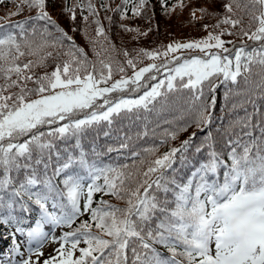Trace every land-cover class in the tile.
Wrapping results in <instances>:
<instances>
[{
  "label": "snow or ice",
  "instance_id": "6c2138e0",
  "mask_svg": "<svg viewBox=\"0 0 264 264\" xmlns=\"http://www.w3.org/2000/svg\"><path fill=\"white\" fill-rule=\"evenodd\" d=\"M5 2L7 0H0V3ZM123 3L126 5L128 0H123ZM250 3L256 27L254 31L242 28L240 38L260 42L259 48L247 52L245 47H240L235 49L234 58L231 57L227 54L231 50L225 47L226 42L221 36L233 33L226 31L219 35L210 33L205 40L170 45L167 52L181 49L206 52L215 48L225 54L207 52V58L185 59L171 69L175 75L170 74L166 81L160 80L151 85L138 98H122L113 102L106 94L123 90L129 85H134L129 89L132 92L146 87L142 83L145 74L153 69L159 71V66L152 64L140 68L130 78L122 77L110 87H98L112 78L111 58L99 59V69L92 64L89 71V62L83 50L70 43L68 50L62 53L71 58L69 61L58 64L51 73L36 76L34 69L46 67L45 61L53 56V52L47 49H63L64 41L71 42L72 38L52 21L45 10V0H18L16 11L10 15H20L26 6L30 11L36 10V15L30 19L43 21L44 27L41 29L33 25L29 31L25 26L26 21L17 22L11 27L18 29V33H0V80H3L0 83V224L15 222L16 233H23L19 227L23 220L14 213H30L32 206H35L40 218L27 236L29 242L35 240L42 243L45 236L41 231L42 224L71 227L77 217L90 213L91 223L85 221L61 238L65 243L70 242L71 247L65 249L62 245L57 250L60 254L58 264H264V127L253 125L251 117L237 122L242 131L235 139L229 140L226 159L216 150L211 134L201 145H197L196 154L205 147L209 149L208 159L195 166L184 181L177 179L178 170L173 165L178 153L180 164L183 166L187 163L185 154L195 133L184 140L180 147L171 148L148 161L146 168L137 167L135 163L136 158L140 157L139 152L132 153V165L101 166L97 161L89 162L80 145L81 137L88 128L102 122L111 126L113 117H119L122 112H135L137 116L140 110L150 112L152 108L149 106L154 107L153 102L158 97L178 88L191 91L192 105L199 102L193 121L197 128L202 130L201 126L210 124V108L215 103V96L211 105L205 104V88L214 93L219 83L231 81L235 84L237 77L250 73L254 64L264 68V0H250ZM146 4L147 0H139V5L133 7V14L140 15L137 8ZM77 6L82 10L85 7L79 3ZM225 7L228 13H232L231 4ZM86 8L89 16L97 15L91 0ZM89 16L83 17L85 22ZM72 19H75V15ZM93 23L97 25L96 36L107 40L99 21L93 20ZM240 23V20L225 17L215 27L221 24L236 27ZM49 26L60 33L55 39H48L53 35ZM37 35L39 42L35 39ZM96 43L98 41H93V44ZM101 50L106 51L103 46ZM26 55L39 58L20 62ZM96 55L99 57L100 53ZM124 55L128 56V53ZM143 55L155 59L159 53L145 52ZM127 64L135 68L134 60L128 59ZM118 71L122 73L124 68L119 67ZM220 76L223 80L216 83ZM177 77L181 81L179 86L174 84ZM184 77H187L186 82ZM149 79L156 80V76L152 75ZM29 82L35 87H28ZM165 84L167 91L162 92ZM13 88L19 90L12 92ZM6 92L7 95L4 94ZM33 96L38 98L33 99ZM101 99L103 103H97ZM80 113H84V118L74 119ZM178 119L183 120L184 117ZM64 120H68V123L59 124ZM45 126L49 130L41 131ZM189 126L178 124L174 130L166 129L161 134L160 144H166L169 139L175 140ZM255 129L260 130L259 136H254ZM104 135L108 136L109 132L105 131ZM143 135L147 136L148 132L145 131ZM72 137L76 138L75 147L80 149V154L77 157L68 153L64 159L57 150L56 141ZM22 138H25L23 142ZM128 146L125 142L120 148ZM157 150V147L143 149L153 156ZM108 151L118 149L109 147ZM53 156L55 167L52 166ZM144 163L145 160L141 158L139 164ZM74 165H78L86 176L70 173ZM169 170L171 176L167 175ZM62 174H65L64 178L57 184L56 179ZM101 179L103 184L97 183ZM86 180L91 182L86 185L85 195ZM98 192L124 202L126 207L120 208L103 200L97 207H91L93 194ZM81 197H84L82 208ZM93 226L95 232L92 231ZM12 243L13 253L18 254L15 236ZM81 243L86 247L77 249ZM213 244L214 251L211 247ZM157 246L166 249L168 255L165 256ZM76 250L79 256H74ZM54 260L55 257L44 264H53ZM21 264L31 262L25 259Z\"/></svg>",
  "mask_w": 264,
  "mask_h": 264
},
{
  "label": "trees",
  "instance_id": "16d2710c",
  "mask_svg": "<svg viewBox=\"0 0 264 264\" xmlns=\"http://www.w3.org/2000/svg\"><path fill=\"white\" fill-rule=\"evenodd\" d=\"M88 2L89 0H45V10L52 18V21L64 33L70 36L72 40L71 42L65 40L63 49L59 47L55 50L51 48L47 49V51L53 52V56L45 61L46 67L34 69L36 76L43 75L46 72L51 73L58 64L63 65V63L69 61L71 58L62 53L68 50L70 43H74L86 55L89 62V71L92 70V64H95L97 69H99V59L111 58L109 62L112 63L113 74L107 83L111 81L115 83L122 77L125 79L130 78L134 75L135 71L152 64L159 66V71L153 69L152 72L145 74L142 83L146 87H141L138 91L132 92V94H137L140 90H145L164 78L166 72L169 73L172 66L178 60L177 58L189 55L188 53H183L176 59L173 58L174 56H171L172 59L166 60L163 51L168 49L172 40L196 39L210 33L219 35L222 31H226L233 34H225L221 36V39L226 43L231 41L230 49L234 51L242 44L244 39H248L247 37L240 38L241 29L254 31L256 27V22L252 20L250 12L253 7L250 0H236L235 3H233V0H147V4L144 7L137 8L140 15L133 14V7L139 5V0H128L126 5L123 3V0H91L97 13L95 17L89 16L86 8ZM16 3H18V0H7L5 3H0V23L10 20L7 25L4 24L0 28V33L5 31L18 33V29L11 27V25L17 22L26 21L25 26L29 31H31L33 25L41 29L44 27L43 21L37 22L30 19V17L36 15V10L30 11L26 6L23 7L20 15H10L16 11ZM78 3L85 6L83 10L77 6ZM229 4L233 8L232 13H228L226 10L225 6ZM237 4H239V7H237ZM258 7L256 6V8ZM66 9L72 11H67ZM62 10L63 12L61 13ZM73 15H75L74 20L72 19ZM122 15L124 16L123 19H121ZM85 16H89L87 22L83 19ZM225 17L240 20L241 23L236 27L224 24H221L218 28L215 27ZM93 20L99 21L100 26L104 29L107 40L104 37L96 36L95 30L97 25L93 23ZM129 29H132V31H129ZM49 31L53 34L51 37H48L49 40L55 39L60 35L51 26H49ZM35 39L39 42L40 37L37 35ZM93 41H98V43L93 44ZM249 43L253 44V46L250 45L252 48H259L260 46V42L257 41H249ZM101 46L106 51H102ZM227 48H229V43H227ZM97 52L100 53L99 57L96 55ZM125 52L128 53V56L124 55ZM145 52L159 53V55L155 59H149L143 55ZM56 53L61 54L56 55ZM195 54L198 55L199 53ZM38 58V56L26 55L21 58L20 62H27L28 60L36 61ZM128 59L135 61V68L127 64ZM165 64L168 66L163 67ZM119 67H123L124 72H119ZM251 69L250 73H242L238 76L235 84L231 81H228L226 84L219 83L220 80H223V78L219 77L215 81L219 83V87L215 89L214 93L207 87L205 88L203 98L205 104H212L213 95L215 96V103L210 108L212 114L211 123L207 126H201L202 130L201 128H197L193 122L199 102L196 105H192L191 91L189 89L178 88L176 91L167 93L166 96L158 97L157 101L153 102L154 107L153 105L149 106L152 108L150 112L140 110L139 116L135 112L131 114L122 112L119 117H113V124L111 126L107 122H102L98 126L88 128L80 140V145L86 153V158L89 162L97 161L101 166L106 164L132 165L134 163L132 153L139 152L140 157L136 158L135 163L137 167L146 168L148 161L154 160L171 148L180 147L184 140H187L195 133L190 149L185 154L187 157L185 165L182 166L180 164L179 153L177 154L176 163L173 165L178 170L177 179L183 181L190 173L191 168L198 166L201 161L208 159L207 153L209 149L207 147L199 154L195 153V147L201 145L209 134H211L216 150L226 159V154L229 151V140L235 139L236 135L242 131L237 123L238 121L251 117L253 125L260 124L261 127H264V68L259 64H254L251 66ZM105 74H107V70H105ZM80 75L83 76V72ZM152 75L156 76V80L149 79ZM13 79H15V76H13ZM186 81L187 77H184V82ZM0 83H3V80H0ZM180 83V78L177 77L174 84L179 86ZM28 87H35V85L29 82ZM127 87L131 88L134 85ZM18 90L17 88L11 89L12 92ZM161 91H167L166 84ZM4 94L7 95L8 93ZM32 98L36 99L38 97L33 96ZM117 99L118 96L113 101ZM97 103H103V101L98 100ZM190 108L192 109L191 111H189ZM101 110L103 109H97V111ZM180 116H183L184 119H178ZM83 117L84 113H80L74 119H81ZM165 121H173V123H166ZM64 123H68V120L59 122L61 125ZM178 124H188L190 126L187 128V131L180 132L175 140L169 139L166 144L161 145V134L166 129L174 130ZM40 130L47 132L49 129L45 126ZM153 130L155 131L153 132ZM247 130L244 129L243 131ZM105 131L109 132L108 136L104 135ZM145 131L148 132L147 136L143 135ZM253 134L254 136H259L260 130L255 129ZM127 137H131V139L126 140ZM23 139L25 138H22L21 142H23ZM245 139L248 138L245 137ZM125 142L128 143V148H120V145ZM75 145V137L56 141L57 150L61 152V156L64 159L67 158L68 153L77 157L79 156L80 149L76 148ZM109 147L118 149V151L109 152ZM151 147H157L158 149L154 156L143 151V149ZM141 158L145 160L143 165L139 164ZM55 164V156H53L52 166L55 167ZM69 172L86 176V173L78 165H74ZM49 174H51V169ZM64 175L62 174L56 179L57 184H60ZM167 175H172L171 170H169ZM97 183L103 184V180L101 179ZM60 186L63 187L62 185ZM102 200L120 208L126 207L124 202L117 201L110 195H104L99 192L93 194L92 207H97ZM32 207L33 211L30 213H14V215L23 220V223L19 225H25L26 222L34 220L39 215V210L35 206ZM83 222H85L84 219L78 217L73 221L71 227H67V229L74 231ZM87 222L91 223L90 214ZM14 225L16 223L12 221L7 225L0 224V251L1 248L5 247V241L9 239V232L13 230ZM92 231H96L94 226ZM157 247L159 248V246ZM159 250L165 256L168 255L166 249L159 248Z\"/></svg>",
  "mask_w": 264,
  "mask_h": 264
},
{
  "label": "rangeland",
  "instance_id": "374dc122",
  "mask_svg": "<svg viewBox=\"0 0 264 264\" xmlns=\"http://www.w3.org/2000/svg\"><path fill=\"white\" fill-rule=\"evenodd\" d=\"M62 12H63V10L61 11V13ZM208 36H209V34L204 35L203 37L196 38V39L172 40L170 42V45L174 46L176 44H184V43H189V42L201 41V40L207 39ZM213 43H214V41H213ZM209 50L210 49H207L206 51L210 52ZM211 50H213V52H219L220 54L222 52V50H218V49H215V48H212ZM198 51H199V49H198ZM177 52L178 51H176V52H167V50H166L164 53H167L168 55L174 56V55L177 54ZM207 52H201L198 57L199 58H207V56H206ZM233 58H234V55H233ZM233 67H234V64H233ZM174 75H175V73H174ZM110 86L111 85H108L107 87H110ZM98 87H100V86L98 85ZM150 87H148L144 91L149 90ZM144 91L141 92L140 94H138L137 96H134V97H132V96L123 97V99H135V98H138L139 96L143 95ZM112 93L113 92L106 94V96H107V98L109 100L111 98H113ZM120 99H122V98H119L118 100H116L114 102H117ZM103 110H105V109H103ZM103 110H101V111H103ZM35 227H36V225L33 228H35ZM41 231L45 234L42 243H38L35 240H32L31 242H29V239H28V236H27V233L29 231L23 230V233L14 232L13 236H15V239L17 241L18 254L13 253V251H12L13 244H12V247L10 248V252H9L8 256L0 258V264L1 263H4V264H20L23 260L28 258L29 254H33L32 256L39 255L40 258L43 261L51 260L53 257H55L56 259L58 257H60V254H59V252L57 250L61 249L62 245H63V248H65V249H66V246H67V243H65L61 239L65 235L62 232V227L54 226L52 224H42L41 225ZM20 247L22 249V254L21 255H19V248ZM31 247H34V250H31ZM82 247H84V246L81 245L80 248H82ZM211 247L213 248V251H214V244L211 245ZM37 252L39 254H37ZM78 255H79V251H78Z\"/></svg>",
  "mask_w": 264,
  "mask_h": 264
}]
</instances>
